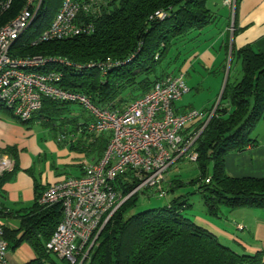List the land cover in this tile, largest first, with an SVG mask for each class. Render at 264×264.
Returning <instances> with one entry per match:
<instances>
[{
	"label": "trees",
	"instance_id": "16d2710c",
	"mask_svg": "<svg viewBox=\"0 0 264 264\" xmlns=\"http://www.w3.org/2000/svg\"><path fill=\"white\" fill-rule=\"evenodd\" d=\"M24 1L13 0L5 16L14 15ZM62 1L43 0L30 32L15 41L11 54L41 55L82 65L76 70L51 63L44 69L61 71L60 84L64 88L89 96L98 106L118 111L146 93L157 79L173 74L162 76L157 72L172 44L212 21L208 0H102L92 14L81 16L92 23L91 33L32 44L33 38L49 25ZM156 11L163 12V18L156 17ZM235 54L242 76L234 83L226 81L214 114L193 144L199 175L190 183L197 185L206 212L212 216L218 214L222 205L231 209L264 208V177H232L225 171V156L252 145L251 133L264 118V51H254L248 44ZM106 57L126 62L105 75L95 66L88 67ZM66 104L70 103L44 99L35 114L51 120ZM0 112L13 114L1 101ZM34 115L29 120H19L29 123ZM87 121L81 125L87 142L77 147L95 154L97 160L108 144L110 133L87 131ZM203 123V119H196L183 132L197 130ZM11 150L12 147L5 149ZM132 179L131 172L117 177L115 188L121 190L122 196L133 188ZM168 186L171 192L178 187L171 180ZM150 191L145 189L141 193L148 197ZM141 193L130 195L112 213L81 264H264L262 252H237L194 222L193 215L187 213L191 205L184 194L172 197L162 207L134 213ZM38 196L23 214L16 212L20 227L15 230L3 227V238L11 248L22 242L32 247L36 256L24 264H59L51 258L45 243L61 219V206H41L37 203ZM11 214L0 209V217Z\"/></svg>",
	"mask_w": 264,
	"mask_h": 264
},
{
	"label": "built area",
	"instance_id": "2783aa9c",
	"mask_svg": "<svg viewBox=\"0 0 264 264\" xmlns=\"http://www.w3.org/2000/svg\"><path fill=\"white\" fill-rule=\"evenodd\" d=\"M101 1L63 0L49 25L33 38L32 44L91 33L92 23L81 16L92 14ZM12 3L13 0H0V101L21 120H29L39 111L44 99L78 104L89 115L87 131L110 133L100 158L85 165L82 174L49 184L37 199L41 206H61V219L46 241V249L69 264H81L109 217L126 198L145 189L164 197L167 191L162 184L168 168L180 159L196 161L193 144L217 104L210 110L191 108L176 112L175 102L189 91L184 74L177 73L157 79L146 93L132 100L122 111L98 106L89 96L64 88L60 84L61 71L44 69L51 63L76 70L82 65L41 55L17 57L11 54L15 41L27 35L43 0H25L14 15L7 17ZM222 4L230 8V31H233L236 0H222ZM154 14L158 18L164 16L161 11ZM125 62L106 57L88 67L95 66L105 75ZM196 119H203V125L184 133L186 125ZM64 137L61 135L59 139ZM11 167L10 158L0 152V176ZM127 172L132 173L134 186L122 196L121 190L115 188L116 179ZM237 227L243 228L242 225ZM8 249L0 223V264H11Z\"/></svg>",
	"mask_w": 264,
	"mask_h": 264
},
{
	"label": "crops",
	"instance_id": "0c3cea01",
	"mask_svg": "<svg viewBox=\"0 0 264 264\" xmlns=\"http://www.w3.org/2000/svg\"><path fill=\"white\" fill-rule=\"evenodd\" d=\"M207 5L212 12V21L172 44L169 52L175 49V54H171L157 70L162 76L167 73L184 74L189 91L175 102L174 108L178 113L191 108L210 110L218 104L226 81L234 83L242 76L240 60L235 54L240 47L249 44L254 51H264V0H236L233 31H230V8L224 6L222 0H208ZM192 89L194 94H190ZM205 89L211 93L198 101L199 94ZM62 107L63 110L59 109L51 120L40 113L34 115L33 121L39 125L37 133L30 129L19 130L18 126L10 134L5 129L0 130V142L1 138L7 142L0 143V151L12 162L11 170L0 176V209L12 212L0 217L2 227L14 230L20 227V217L16 212L23 214L46 186L66 176L82 174L83 167L97 158L95 154L77 147L87 142L81 125L87 121L88 113L80 110L81 106L80 109L73 108L71 104ZM2 113L0 122L5 120V115L16 119L14 114ZM61 135L65 137L59 139ZM251 138L252 145L225 156V171L229 176L264 177V118L255 125ZM7 147L13 150L7 152ZM174 164L165 174L163 183L167 195L164 198L170 190L169 169ZM180 192L174 191L172 197L182 194ZM153 194L156 195L150 191V195ZM223 206H220L223 211L219 210L215 216L202 208L192 218L237 252H262L264 261V208L231 209ZM238 224L245 228L238 229ZM35 256V251L26 242L8 249L11 264H24Z\"/></svg>",
	"mask_w": 264,
	"mask_h": 264
},
{
	"label": "rangeland",
	"instance_id": "374dc122",
	"mask_svg": "<svg viewBox=\"0 0 264 264\" xmlns=\"http://www.w3.org/2000/svg\"><path fill=\"white\" fill-rule=\"evenodd\" d=\"M30 30H31V28H29L27 30V34L30 32ZM171 54H175V49L171 50V52H168V55L162 61V65L167 61L168 57H170ZM234 63H235V61H233V64H231L232 68L234 66ZM239 67H240V64H239ZM240 71H241V69H240ZM188 83H190V82H188ZM194 91L195 90L192 89L190 94H194L195 93ZM210 93H211V90L210 91H208L207 89L203 90L198 96V101L203 99L204 97L206 98V96H209ZM71 105L73 108H78V109L81 108L77 104L72 103ZM80 110H82V108ZM84 113H86L85 110H84ZM0 114L4 115L2 112ZM5 117H6V118H4L5 120H3V122H0V125H1L0 130L5 129L8 134L12 133V129H16L15 126H18L19 130H21V128H23L22 130H24V131L30 129V130H32L33 133H37L39 131L38 130L39 125L37 124V122H35L33 120L29 123H24V122H21L17 117H16V119H15V117L12 118V117L7 116V115H5ZM1 142L4 144L7 143L5 138H1ZM198 175H199V170H198L196 164L192 161L187 160V159H180V160L176 161V163L173 165V167H171L169 169V180L173 181L174 186H178V187H175L173 192L181 190L180 193L184 194L187 197V200L191 205V207H189V209L187 210V213L192 214V215L195 213H200L202 208L204 210H206V207L203 203V199H202L200 193L197 191V185L196 184L193 185L190 183V181L192 179L196 178ZM162 187L164 188V183L162 184ZM173 192L169 191L167 198H164L163 196H157L154 194L149 195V197H147L145 194L141 193L138 197V200L136 201L135 207L133 208V212L138 213L140 211H143L145 209H149L152 207H160V206L162 207L163 205L166 204L167 200L172 198ZM221 209L222 208L219 207V210H221ZM222 211H223V209H222ZM238 225H241V224H238ZM244 228L245 227L243 226L242 229H244ZM50 256L52 259L57 261L59 264H65V262L63 260H61L60 258L55 256L54 254H52Z\"/></svg>",
	"mask_w": 264,
	"mask_h": 264
}]
</instances>
